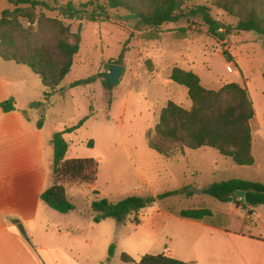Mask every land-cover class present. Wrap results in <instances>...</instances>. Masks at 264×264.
Instances as JSON below:
<instances>
[{
    "label": "rangeland",
    "instance_id": "obj_1",
    "mask_svg": "<svg viewBox=\"0 0 264 264\" xmlns=\"http://www.w3.org/2000/svg\"><path fill=\"white\" fill-rule=\"evenodd\" d=\"M44 1L49 8L42 6L35 10L37 13L61 19L72 32L79 28V49L70 71L43 106L29 109V101L43 100L45 86L27 66L1 57L0 63L18 89H23L22 95L12 96L17 106L34 120L42 117L46 135L77 125L84 119L77 128L64 133L67 142L65 159L93 158L96 161L94 180L91 183L78 179L60 181L74 204V209L66 213L67 218L61 220L58 216L63 214L47 208L49 217L55 222L66 225L67 221L72 231L80 230V237L74 240L59 238L75 256L85 249L87 264H120V252H126L136 260L144 253L161 252L172 246L176 238L169 241L165 236L169 232L167 229L151 228L152 217L161 216L154 207L176 213L187 208H208L211 215L205 218L222 222L216 209H230L234 202L219 201L208 195L204 190L209 185L239 174V169H246L247 174L264 182V145L256 148L260 166L257 170L240 168L242 166L211 147L186 148L183 153L164 157L147 146L148 132L152 131L168 100L190 107L185 87L169 80L168 73L173 66L192 70L207 88L217 89L227 82L246 86L252 100L259 103L256 112L262 121L261 128H264V45L261 35L237 31L235 18L208 2L210 15L229 25L222 39L208 30L200 15L163 23L156 29L142 24L138 17L122 8L105 7L106 18L103 20L92 21L82 16L69 20L54 8L67 0ZM71 1L78 5L87 0ZM92 3L86 8L88 12L95 5L106 6L105 0ZM13 7L10 1L0 0V12ZM18 20L23 28L35 30L37 17L33 23L26 18ZM29 38L30 42L34 41V37ZM223 51L232 56V62L224 59ZM111 63L122 65L123 71L117 82L109 87L103 81ZM88 76H94L95 80L70 86L72 81ZM13 90L8 89L9 92ZM9 92L3 100L11 97ZM261 135L264 137V133ZM226 163L228 171L220 173ZM188 186L202 189L199 194L184 191ZM166 192L170 194L159 197ZM133 194L151 196L154 201L136 214L128 215L124 221L105 218L99 223L93 222L90 202L95 197L105 196L110 201H117ZM110 244L115 246V252L108 259Z\"/></svg>",
    "mask_w": 264,
    "mask_h": 264
},
{
    "label": "trees",
    "instance_id": "obj_2",
    "mask_svg": "<svg viewBox=\"0 0 264 264\" xmlns=\"http://www.w3.org/2000/svg\"><path fill=\"white\" fill-rule=\"evenodd\" d=\"M8 1L14 7L0 12V57L5 61L25 65L38 76L45 86L43 100L32 101L29 105L30 108L38 109L70 71L73 57L79 49V28L72 32L69 25L61 19L37 13L35 10L42 6L49 8L44 0ZM93 1L96 2L87 0L75 5L67 0L54 8L66 19L74 20L82 16L92 21L106 18L105 7L122 8L138 17L142 24L156 29L163 23L200 15L208 30L222 39L229 25H224L210 15V8L206 5L208 2L227 16L235 18L237 31H253L261 35L264 45V0H105L106 6L95 5L88 12L86 8ZM35 17L37 22L34 31L23 28L18 20L26 18L33 23ZM24 32L25 37L22 35ZM30 36L34 37V41L30 42ZM222 54L227 62L233 61L229 53L223 51ZM169 79L186 88L191 105L185 108L168 100L159 112L157 123L148 132L147 146L164 157L183 153L186 148L211 147L221 155L230 157L235 164L251 165L254 159L251 154L250 120L254 111L245 86L227 82L217 89L207 88L201 84L195 72L178 66L170 69ZM94 80V76H88L72 81L70 86L85 85ZM103 83L106 85V81ZM0 108L5 112L14 110V99L11 97L0 101ZM83 120L77 125L54 132L51 138L54 181L40 193V200L60 213L74 209V204L68 199L66 189L60 181L78 179L91 183L95 177L96 161L93 158H64L67 150L64 133L77 128ZM41 125L42 117L37 121V127ZM236 190H243V196L235 193ZM204 191L223 202L231 197L236 206L264 203V183L258 181L228 178L212 183ZM94 193L98 195L97 190ZM169 194L170 192H166L159 197ZM153 201L151 196L135 194L117 201H110L105 196L95 197L90 202L92 220L95 223L105 218L124 221L128 215L136 214ZM177 215L189 219H205L211 215V211L208 208H187L179 210ZM134 220L137 222L136 218ZM114 248L113 244L109 245L108 259L113 256ZM119 260L120 264H183L163 253H145L135 260L126 252H121Z\"/></svg>",
    "mask_w": 264,
    "mask_h": 264
},
{
    "label": "crops",
    "instance_id": "obj_3",
    "mask_svg": "<svg viewBox=\"0 0 264 264\" xmlns=\"http://www.w3.org/2000/svg\"><path fill=\"white\" fill-rule=\"evenodd\" d=\"M4 68L0 63V101L8 96V89H14L9 92L11 97L23 93V89H18L17 83L2 70ZM246 91L254 111L250 120L254 161L251 165L239 166L257 170L260 166L256 148L264 145L261 135L264 128H261L262 121L256 112L259 103L252 100L247 88ZM31 102L27 105L29 109H33L29 106ZM190 104L189 101L188 106ZM38 120L20 109L16 101L14 110L5 112L0 108V264H87L85 249L75 256L69 246L59 241L60 237L67 241L79 238L80 230L73 232L67 221L66 225L55 222L49 217V207L40 200V193L53 183L54 177L52 135L44 133L43 121L41 127H37ZM226 165L228 163L221 167L220 173L228 171ZM239 170V174L222 180L240 178L262 182L247 174L246 169ZM226 202L232 203V200ZM233 206L216 209L222 222L183 218L171 210L154 207L161 216L152 217L151 228L167 229L169 232L165 236L169 241L176 238L172 246L158 253L183 264H264V203ZM61 214L59 219L67 218L66 213Z\"/></svg>",
    "mask_w": 264,
    "mask_h": 264
},
{
    "label": "water",
    "instance_id": "obj_4",
    "mask_svg": "<svg viewBox=\"0 0 264 264\" xmlns=\"http://www.w3.org/2000/svg\"><path fill=\"white\" fill-rule=\"evenodd\" d=\"M123 71V66L115 63H111L108 65V71L104 74V79L106 81L107 86H112L117 80L120 78V75ZM186 192H194L196 194L200 193V189L188 186L184 189ZM235 193L239 194L240 196H243L244 191L243 190H236ZM231 200V197L228 198Z\"/></svg>",
    "mask_w": 264,
    "mask_h": 264
}]
</instances>
